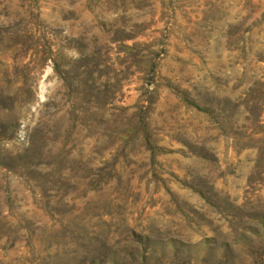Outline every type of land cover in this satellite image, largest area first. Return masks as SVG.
Returning <instances> with one entry per match:
<instances>
[{
    "label": "rangeland",
    "instance_id": "obj_1",
    "mask_svg": "<svg viewBox=\"0 0 264 264\" xmlns=\"http://www.w3.org/2000/svg\"><path fill=\"white\" fill-rule=\"evenodd\" d=\"M0 264H264V0H0Z\"/></svg>",
    "mask_w": 264,
    "mask_h": 264
}]
</instances>
